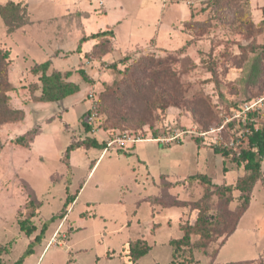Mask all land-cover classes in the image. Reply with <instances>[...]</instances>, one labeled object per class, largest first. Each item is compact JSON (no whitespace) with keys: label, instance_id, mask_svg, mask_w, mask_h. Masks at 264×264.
Wrapping results in <instances>:
<instances>
[{"label":"rangeland","instance_id":"obj_1","mask_svg":"<svg viewBox=\"0 0 264 264\" xmlns=\"http://www.w3.org/2000/svg\"><path fill=\"white\" fill-rule=\"evenodd\" d=\"M9 2L26 24L10 33L0 14V48L24 118L0 125V264H132L138 240L152 247L138 264H172L200 210L221 224L207 248L193 234L191 264H264V161L242 216L235 162L250 130L237 110L264 98V0ZM46 62L79 92L39 102ZM129 136L143 141L86 144Z\"/></svg>","mask_w":264,"mask_h":264},{"label":"trees","instance_id":"obj_2","mask_svg":"<svg viewBox=\"0 0 264 264\" xmlns=\"http://www.w3.org/2000/svg\"><path fill=\"white\" fill-rule=\"evenodd\" d=\"M0 14L7 26L8 32L10 33L26 24L25 15L21 13L20 4L9 2L3 7H0ZM110 34H112V31H103L93 34L90 37L83 38L81 43L90 39L95 40L106 37ZM9 65L8 54L0 48V125L9 121H21L24 118V112L22 110H14L10 107V97L8 93L12 90V88L8 80ZM50 66V62H46L39 65L34 70L36 73H41L40 81L43 85L42 95L38 98L39 102H59L79 92V87L77 85L65 81V78L70 76L69 73L66 74L65 77L59 72L48 74ZM164 74H166V70L164 71ZM85 125L87 130L92 129V126L89 125L88 122H86ZM35 136V132L28 133L27 135L18 137L16 143L21 146L28 147L34 141ZM86 144L88 147H96L101 150H104L106 147L107 149V142L100 144L96 139H88ZM2 148L3 145L0 142V151ZM71 148L72 147H70L69 150H71ZM224 155L228 156L229 153L224 151ZM235 158L236 164L238 166L244 165V169L247 172V175L239 180L236 186V189L243 193V199L245 200V208L239 212V215L242 216L248 208L247 205L250 202V196L255 188V185L262 177L261 168L264 161V130L259 129L258 131H253L252 134H248L246 146L243 147L240 155ZM195 178L208 181L205 176L194 177V179ZM218 224L221 223L218 221H212L208 218L207 213L200 210L195 224L184 229V236L170 242L173 248L172 264H176L177 260H181V264H191L192 262L189 259L193 258L191 251L194 246L192 242L193 234L201 236L200 242L196 244V247L207 248L209 246L210 239L218 230H220V228H217ZM235 231L236 229L234 227L228 231L229 233L226 232V234L228 233L227 236H230ZM223 245L224 244H222V246ZM125 250L127 252L129 262L137 264L141 258L146 256L152 250V247H150L145 241L138 240L136 242H130ZM189 251H191V253H188ZM28 254L29 253L26 252L24 257ZM187 254L190 255L187 256ZM24 257L19 259L15 264H21Z\"/></svg>","mask_w":264,"mask_h":264},{"label":"built area","instance_id":"obj_3","mask_svg":"<svg viewBox=\"0 0 264 264\" xmlns=\"http://www.w3.org/2000/svg\"><path fill=\"white\" fill-rule=\"evenodd\" d=\"M93 95H91L92 97ZM93 98V97H92ZM264 102L263 99H259L255 102L246 103L241 106L235 115V119L243 121L250 127L249 134H252L253 131H258L259 129L264 130V121L262 124L259 123V118L262 116L261 104ZM95 114V113H93ZM93 114L88 117V124L91 125L94 120ZM92 126V125H91ZM253 128V129H251ZM143 140L139 137H116L107 141V148H112L117 146L121 149H127L131 144H136L142 142ZM234 145V143H232Z\"/></svg>","mask_w":264,"mask_h":264},{"label":"crops","instance_id":"obj_4","mask_svg":"<svg viewBox=\"0 0 264 264\" xmlns=\"http://www.w3.org/2000/svg\"><path fill=\"white\" fill-rule=\"evenodd\" d=\"M139 262V261H138ZM138 264V263H137Z\"/></svg>","mask_w":264,"mask_h":264}]
</instances>
